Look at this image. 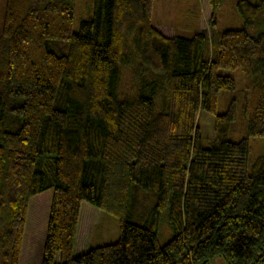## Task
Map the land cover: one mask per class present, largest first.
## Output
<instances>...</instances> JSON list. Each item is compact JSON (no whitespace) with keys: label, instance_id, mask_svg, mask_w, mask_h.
<instances>
[{"label":"trees","instance_id":"obj_1","mask_svg":"<svg viewBox=\"0 0 264 264\" xmlns=\"http://www.w3.org/2000/svg\"><path fill=\"white\" fill-rule=\"evenodd\" d=\"M76 1H6L0 264H21L30 201L47 190L41 264H264V155L249 161L264 137V0H238L243 26L222 32V0H207L210 30L192 37L158 30L155 0H93L74 31ZM238 69L241 88L223 73ZM83 202L117 217L120 239L75 257Z\"/></svg>","mask_w":264,"mask_h":264},{"label":"rangeland","instance_id":"obj_2","mask_svg":"<svg viewBox=\"0 0 264 264\" xmlns=\"http://www.w3.org/2000/svg\"><path fill=\"white\" fill-rule=\"evenodd\" d=\"M7 0H0V33L3 28ZM238 0H222L217 11V31L240 29L243 21L238 14ZM93 13V0H77L75 6L74 31H78L80 23L89 19ZM212 10L207 0H155L152 21L153 25L168 37H192L199 30H210ZM130 47L136 51L133 41ZM132 50V61L123 69V82L133 85V76L139 63L137 51ZM135 70V71H134ZM236 80L238 88L243 85L241 71H224ZM133 75V74H132ZM198 124L201 133L208 139H214V117L202 112ZM250 167L256 159L264 155V137L249 138ZM53 191L47 190L30 201L28 222L22 249L21 264H41L42 253L47 235L50 207ZM160 245L166 244L173 233L166 223L162 224ZM120 239V222L117 217L105 213L87 202L82 203L74 256H80L91 248L114 244ZM210 264H226L220 257Z\"/></svg>","mask_w":264,"mask_h":264},{"label":"crops","instance_id":"obj_3","mask_svg":"<svg viewBox=\"0 0 264 264\" xmlns=\"http://www.w3.org/2000/svg\"><path fill=\"white\" fill-rule=\"evenodd\" d=\"M163 33V32H162ZM164 34V33H163ZM165 35V34H164Z\"/></svg>","mask_w":264,"mask_h":264}]
</instances>
